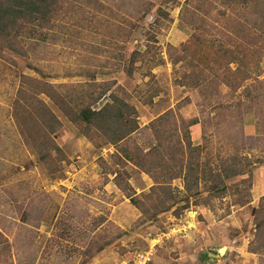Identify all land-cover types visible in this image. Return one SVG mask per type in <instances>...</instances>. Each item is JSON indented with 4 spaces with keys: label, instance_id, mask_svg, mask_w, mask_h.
I'll return each instance as SVG.
<instances>
[{
    "label": "rangeland",
    "instance_id": "rangeland-1",
    "mask_svg": "<svg viewBox=\"0 0 264 264\" xmlns=\"http://www.w3.org/2000/svg\"><path fill=\"white\" fill-rule=\"evenodd\" d=\"M22 1L6 21L14 26L0 29V264H264L260 10L230 11L225 0ZM198 37L215 49L260 47L258 65L240 79L236 64L205 69L194 48H182ZM202 79L209 85L191 84ZM110 94L139 125L116 145L88 138L59 102L76 108L100 97L96 109ZM182 120L197 121L189 143ZM159 143L178 177L149 195L153 176L121 153ZM235 162L248 174L222 197L199 182ZM190 166L198 184L187 183Z\"/></svg>",
    "mask_w": 264,
    "mask_h": 264
},
{
    "label": "trees",
    "instance_id": "trees-1",
    "mask_svg": "<svg viewBox=\"0 0 264 264\" xmlns=\"http://www.w3.org/2000/svg\"><path fill=\"white\" fill-rule=\"evenodd\" d=\"M20 2H23L20 0ZM19 0H3L0 2V29L4 30L7 25L14 26L12 24H7L6 21L14 17V14L20 13V11H14L13 5H20ZM226 2V9L228 10H234L235 12H243L247 7L251 6L256 11L260 10V13H254L257 17L264 16V0H225ZM5 6V8H4ZM19 7V6H18ZM20 8V7H19ZM226 12L223 13L225 15ZM18 19H21L17 18ZM21 22V21H20ZM18 22V23H20ZM257 33V32H255ZM256 37V36H254ZM262 36L260 35L261 39ZM260 44V43H259ZM258 44V45H259ZM261 47H263V44H260ZM202 48L201 47H204ZM184 48L183 50H190L192 48L195 49V53H197V56L195 57V54H193V60H196L200 64H202L205 69L208 70H215V68H225V71L229 72V65L230 64H236L237 69L233 72L232 79H240L242 78L246 72H247V66L249 63H252L253 65H258V60L255 58V54L261 52L260 47H254L252 46L250 48V51H245L244 49H241L240 47L234 48V50L231 49H215L211 43H207L204 39L201 37L195 38L193 41L186 43L182 46ZM138 54V53H137ZM242 55L241 56H239ZM137 56V55H136ZM198 57V59H197ZM137 62V59H134L130 62L131 65H128L125 70L126 73H128L130 76L134 73V64ZM209 81L206 79L192 81L191 84L196 86V88H203L209 85ZM108 90L105 91V95H101L100 97H105ZM100 97L93 98L90 100L93 101V104L100 99ZM60 99V104L62 103V109L65 110V113H67L68 110L74 109L75 111L72 112L73 118L71 119L73 123L77 126H81L84 133L88 138H92L93 135H98L101 138H104L107 143L111 145H116L118 143L126 141L131 135H133L136 131L139 130V125L137 122V116L134 108L124 101L122 98H120L117 95L110 94L107 98V101L101 105L99 108H92L93 104L89 105H81L80 107L72 108L69 106V103L66 102V100H63V98ZM172 112L166 113L163 116L159 117L158 123L161 122V125L165 123L167 117L171 115ZM197 123L196 120L193 121H184L182 120L183 124V139L186 142L189 143L190 137L188 134V128L195 125ZM189 147V146H188ZM178 159H176V163L180 164V170L177 173L182 172V160L185 155V152L183 151L184 146L182 145L181 149L178 146ZM189 150L191 151V148L189 147ZM124 160L134 164V166L140 168L144 172L151 174L154 178V181L156 185L151 188L150 194L152 195L153 192H155L157 189L165 190L167 191L168 188L164 185V187L160 186L162 184H169L171 181H173L175 178L178 177V175L174 172V167L170 166L163 157H160V143L158 147H154L152 151H149L146 154H143L141 151H139L138 148H135L134 151L130 150L128 147L124 146V151L121 153ZM232 159L236 160V157H232ZM245 167L247 165H244ZM239 162H235L234 166H223L224 168V175L221 176L220 173H217L216 171L213 173L212 170H209L208 173L206 170L204 171L207 174H204L203 178L199 179V182L204 184V186L208 187L211 191L215 193L216 197H222L226 194L228 189L231 187H236V185L231 186L230 184L233 183L234 179L241 178L248 173L245 171V167ZM196 171L193 166H190L187 171V183L190 185V182L192 184H198V178L192 177L193 173ZM190 177V179H189ZM244 181V180H243ZM245 183V182H243ZM193 189H188V191H191ZM231 190V189H230ZM236 192L239 194L241 191L239 189H236ZM151 197V196H149ZM132 203H135V199L131 198ZM264 201V200H263ZM242 202V201H240ZM240 202L238 204H240ZM164 202H160L162 204ZM264 204V202H263ZM158 209V205H155ZM262 207V206H261ZM163 210V209H161ZM260 209H254L253 215L255 216V220H257V217L259 216V213L261 212ZM161 212V211H159ZM158 212V213H159ZM263 223L259 222L256 223V230L258 233H261ZM203 257H205L207 260V255L203 254Z\"/></svg>",
    "mask_w": 264,
    "mask_h": 264
},
{
    "label": "water",
    "instance_id": "water-1",
    "mask_svg": "<svg viewBox=\"0 0 264 264\" xmlns=\"http://www.w3.org/2000/svg\"><path fill=\"white\" fill-rule=\"evenodd\" d=\"M225 252H226V247H222V248L217 249V253L220 256H223L225 254ZM212 257H214V255H212Z\"/></svg>",
    "mask_w": 264,
    "mask_h": 264
},
{
    "label": "crops",
    "instance_id": "crops-1",
    "mask_svg": "<svg viewBox=\"0 0 264 264\" xmlns=\"http://www.w3.org/2000/svg\"><path fill=\"white\" fill-rule=\"evenodd\" d=\"M1 1H3V0H0V2H1ZM4 8H5V6H4Z\"/></svg>",
    "mask_w": 264,
    "mask_h": 264
},
{
    "label": "built area",
    "instance_id": "built-area-1",
    "mask_svg": "<svg viewBox=\"0 0 264 264\" xmlns=\"http://www.w3.org/2000/svg\"><path fill=\"white\" fill-rule=\"evenodd\" d=\"M149 261V260H148ZM147 262V261H146Z\"/></svg>",
    "mask_w": 264,
    "mask_h": 264
}]
</instances>
